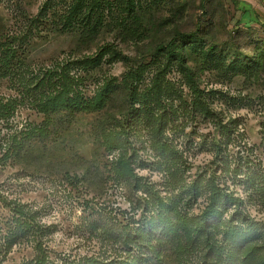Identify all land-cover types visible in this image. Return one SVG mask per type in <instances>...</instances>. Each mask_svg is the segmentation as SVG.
Instances as JSON below:
<instances>
[{
    "label": "rangeland",
    "instance_id": "374dc122",
    "mask_svg": "<svg viewBox=\"0 0 264 264\" xmlns=\"http://www.w3.org/2000/svg\"><path fill=\"white\" fill-rule=\"evenodd\" d=\"M77 1L0 0V34L29 40L26 78L63 74L78 102L114 88L98 110L51 114L62 131L19 162L3 160L11 136L47 117L28 97L0 120V193L37 223L8 249L11 206L0 200V264H35L41 252L44 264H160L121 234L144 220L152 193L164 213L186 216L167 222L178 235L211 194L220 200L210 239L163 243L166 264H264V22L229 0H83L82 15ZM61 13L80 26L59 31ZM171 42L183 63L155 52ZM18 95L0 83V98ZM121 155L135 187L116 172Z\"/></svg>",
    "mask_w": 264,
    "mask_h": 264
},
{
    "label": "trees",
    "instance_id": "16d2710c",
    "mask_svg": "<svg viewBox=\"0 0 264 264\" xmlns=\"http://www.w3.org/2000/svg\"><path fill=\"white\" fill-rule=\"evenodd\" d=\"M83 0H78L75 2V8L78 10V13L82 15L80 11V4ZM232 6L235 10V4L232 0ZM252 8H247L245 12L253 13ZM80 21H82L81 16L77 17L74 21L70 22L67 17V13H61L58 18L57 29L61 32L71 31L74 28L80 26ZM249 24L253 21H248ZM99 23L91 26V30L97 33V28ZM187 39H190L192 35H186ZM29 46V40H25L22 35H6L0 34V83L2 81H7L17 85L18 98H0V120L9 118L15 111L17 103L22 100H27L28 97H31L32 103L38 110L40 109L45 113L46 117L43 122L36 128H26L20 131L19 134H14L11 136L10 142L6 153L3 155V160L11 159L19 162L23 156H28L31 154L34 144L37 141L47 139L49 136V129L53 130V133L58 134L62 131V121L63 118H59L57 122H54L53 116L51 114H57V116H64L65 114H71V112L79 110L95 111L102 107L103 102L107 101L111 97V93L114 88H111L106 91V93L101 94V100H95L94 102L90 101H76L77 97L73 95L70 96L71 87H69L67 81L63 74H52L44 73L42 76H37L36 80L25 77V52ZM155 52L165 53L169 58H173L180 63L184 62V57L182 53L175 46L174 42L168 43L166 45L159 44ZM37 93H36V92ZM48 91V92H47ZM22 99V100H21ZM40 108V109H39ZM48 126V127H47ZM124 156L121 155L117 160L116 172L122 177L121 182H125L128 187H135L137 182L132 184V180L128 178L129 175V165L124 164ZM2 162V161H1ZM72 174V173H71ZM71 174H68V179L71 182H79L80 179L77 176L72 177ZM119 182V183H121ZM151 202H147V207L149 206L150 210H147L144 220L139 222L137 225H133V228L128 226L127 231L126 227L121 228V234L124 236L123 244L127 249L134 250L139 249L138 246H142L141 241H144V247H146L147 256L149 259L153 260L157 258L159 263L166 264V256L169 255L165 249L163 250V243L166 245L167 242L176 243V248L181 244H187V235L191 234L189 239H204L208 241L210 239V228L215 225H220V220L215 217L219 207V196L218 193H213L210 196V201L207 207L201 212L199 216H191L190 220V229L185 232L184 235H178L177 229H172L167 227L168 224H172L179 219H182L186 216L172 212L168 210V214L164 213L163 210V199L157 196V194L152 193ZM0 200L5 202L8 206H11L9 214L11 220L5 221V243H7L8 249L16 243V239L25 237L28 234L26 231H33L37 228V223L34 221V216L29 212H26L24 208L20 205H17L12 200H8L7 197H4L0 193ZM172 209V208H171ZM173 210V209H172ZM230 221H228L229 223ZM36 231V230H35ZM7 249V250H8ZM36 250H41V245L39 242L35 245ZM40 252V251H39ZM133 253H136L135 251ZM138 254H144L137 252ZM165 254V255H164ZM171 256L176 255V252L170 253ZM46 258L44 253H40V260L35 264H44ZM120 261V262H119ZM118 264H137L131 260L128 261H117Z\"/></svg>",
    "mask_w": 264,
    "mask_h": 264
},
{
    "label": "crops",
    "instance_id": "0c3cea01",
    "mask_svg": "<svg viewBox=\"0 0 264 264\" xmlns=\"http://www.w3.org/2000/svg\"><path fill=\"white\" fill-rule=\"evenodd\" d=\"M231 1L232 0H229L231 5H233ZM233 1L237 4V6H239V7L243 6L245 8H252V7H255L256 5L260 4V3L256 4L257 3L256 0H233ZM261 14H264V12H261ZM262 17H264V16H258L256 14L250 13V12H245L242 14V19L244 21H253L254 20L255 22H262L263 23L264 21H263Z\"/></svg>",
    "mask_w": 264,
    "mask_h": 264
}]
</instances>
